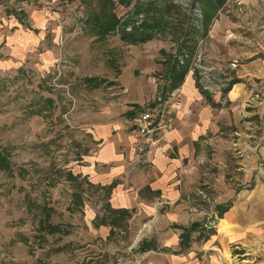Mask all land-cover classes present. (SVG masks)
<instances>
[{"label":"crops","instance_id":"obj_1","mask_svg":"<svg viewBox=\"0 0 264 264\" xmlns=\"http://www.w3.org/2000/svg\"><path fill=\"white\" fill-rule=\"evenodd\" d=\"M42 1L0 0V55L9 57L6 67L19 68L30 58L38 71L48 75L63 50L73 55L85 44L91 48L92 40L85 36L76 40L65 25L74 10L70 0H52L53 7L43 6ZM65 37L66 45L61 46L59 38ZM171 52L154 42L127 43L125 50L108 54L106 61L96 57L94 68L82 62L81 76L108 79L103 83L108 92L107 98L95 95L96 101H79L73 118L86 136L88 149L80 164L69 170L79 176L85 191H102V216L106 207V218L113 216L111 210L129 211L114 234L104 219L98 225H106L108 238L117 229L129 231L132 243L137 236L133 246L138 244L135 252L145 255L146 264H264V174H256L250 188L252 175L245 158L237 168L244 171L242 178L230 177L231 172L224 174L222 168L231 160L229 155L246 156L245 145L250 148V143L244 136L251 135L227 130L232 120L228 121L214 95L207 97L203 90L208 86H203L200 76L201 89L193 69L179 88L170 90L162 61ZM52 73L54 78L55 68ZM41 76L44 85L47 78ZM174 93L179 99L172 108L174 122L166 141L141 150V139L131 132V118L155 105L157 97ZM241 133L242 137L236 136ZM259 146L254 158L263 154ZM203 188L217 195L209 197ZM202 203L207 204L205 213L217 216V224L197 225L205 214L199 208ZM216 205L220 208L215 210ZM84 206L79 208L83 211ZM143 241L150 247L145 251L139 250Z\"/></svg>","mask_w":264,"mask_h":264},{"label":"rangeland","instance_id":"obj_2","mask_svg":"<svg viewBox=\"0 0 264 264\" xmlns=\"http://www.w3.org/2000/svg\"><path fill=\"white\" fill-rule=\"evenodd\" d=\"M50 1L43 0L42 5L51 7ZM109 1L114 2L112 6L107 5L109 10L122 20L130 21L129 31L136 21L138 24L146 21L152 26L159 22L158 32L148 41L159 48L176 51L192 22L203 30L201 20H197L201 18V12L192 8V0H140L142 10L138 14L133 10L135 0L121 8L118 7L121 0ZM70 3L74 10L65 25L75 34L76 40L79 36L92 40L91 48L85 44L83 48H77V52L73 50V55L69 50H63L48 75L38 71L30 58L19 68L12 69L5 65L9 57L0 55V151L9 154L15 163L13 174L0 170V264H146L145 255L135 252L138 244L133 246L137 236L132 243L129 231L125 233L117 229L116 234L108 238L106 225H98L109 212L106 207L102 216L105 210L102 208L105 203L102 191H85L84 187L76 188L72 184L71 187L63 176L67 170L80 164L88 149L86 136L73 118L80 108L79 101H96L95 95L107 98L108 92L107 86H103L108 79L103 77H98L100 83L97 87L85 85V79L89 77L81 76V64L85 62L94 68L96 57L106 61L108 54L125 50L127 46L120 31L98 39L92 34L89 23L83 24L89 13L100 9L104 2L70 0ZM59 39L61 46L66 45V37L64 41ZM193 61L201 69L202 81L209 80L203 86L219 87L217 92L208 91L224 108L228 121L232 120L233 126H226L227 130L234 128L251 135L244 136L250 143V148L249 144L245 145L246 156L233 157L231 154V160L222 168L223 173L231 172L230 177L242 178L244 171L237 168L243 166L240 162L245 158V163L250 164L247 171L250 168L252 175L249 186L253 188L255 175L264 174V0H226L208 32L198 36ZM54 68L59 75L57 84L61 87L54 85ZM41 75L47 78L44 85L40 84ZM207 75L210 79L205 77ZM233 80L240 82L226 92ZM98 87L99 90L95 91ZM47 98L54 103L50 105ZM259 143L263 154L254 158ZM23 168L26 173L19 175V169ZM210 172H213L212 168ZM245 186H248L247 181ZM75 190L82 194L85 191L87 199L83 211L79 205L72 206ZM203 190L209 197H212L211 193L217 195L213 189L210 193L206 188ZM27 195L37 198L40 208L28 211ZM45 204L53 211L50 221L60 226L59 232L38 229L41 220L45 219L46 211L42 209ZM206 206V203L200 204V211L204 209L205 213ZM219 208L214 206L215 210ZM216 222L217 216L206 212L197 225H215Z\"/></svg>","mask_w":264,"mask_h":264},{"label":"trees","instance_id":"obj_3","mask_svg":"<svg viewBox=\"0 0 264 264\" xmlns=\"http://www.w3.org/2000/svg\"><path fill=\"white\" fill-rule=\"evenodd\" d=\"M122 5H131L133 3L132 0H121ZM99 2H104L100 9L92 10L89 15L87 16L85 25L89 23L90 29L93 35H96L98 39H104L108 35L113 34L114 32L120 31L121 32V39L124 42L131 43V44H139L145 43L153 38L156 35L155 32L157 31L158 23H155L153 26L149 22L142 21L138 24V22H134L132 25V29L129 31L127 30L129 20H122L119 18L115 12L109 10L108 6H112L114 4L113 1L109 0H99ZM121 3V2H120ZM124 3V4H123ZM226 0H192V8L200 10L201 18L197 20H201V24L203 26V30H200L194 22L190 24V29L185 32L186 38L181 43H179L178 48L176 51L171 52L170 54L165 53V58L162 61L164 64V72L163 78L165 81H168L170 90H175L179 88L184 80L186 75L189 73L191 69L194 70V73L197 76V82L199 86L202 88L201 84V77L200 75V68L198 65L194 63L193 57L197 50V43H198V36L206 34L209 30V26L212 23V20L217 16V13L220 9L224 7ZM108 5V6H107ZM141 2L140 0H135L133 4V10L138 14L141 9ZM126 19V18H125ZM195 34V36H194ZM200 34V35H199ZM205 36V35H204ZM86 83L91 84V86L96 87L99 86L100 79L98 77H91L85 79ZM239 80H233V82L228 86L225 91L228 92L232 89L233 85L239 83ZM204 93L207 95L209 99H211L210 92L208 90H203ZM224 91V90H223ZM47 102L52 105L54 100L51 98L46 99ZM215 104V102L213 103ZM15 163L11 161L9 154L7 155L5 152L0 151V170H4L13 174V168ZM21 175L23 172L26 173V169H19ZM65 179L71 182L76 188L83 187V183L80 180L78 175H75L71 170H67L65 174H63ZM73 200L72 206H81L84 204L82 192H75L73 193ZM29 199V205H27V210H33L35 207H39V203L37 198H32L30 195H27ZM47 204H45L42 209L46 211L45 219L41 220V224L39 226V230L41 231H49L52 233L59 232L60 226L55 225L50 221L53 211L51 208L47 209ZM78 206V207H79ZM223 211H226L224 208ZM110 218H105L104 223L109 222L112 226V232L114 234V228L123 225V222L130 216L128 210H111ZM148 242L143 241L142 245L140 246L139 250L145 251L150 247L147 246Z\"/></svg>","mask_w":264,"mask_h":264},{"label":"built area","instance_id":"obj_4","mask_svg":"<svg viewBox=\"0 0 264 264\" xmlns=\"http://www.w3.org/2000/svg\"><path fill=\"white\" fill-rule=\"evenodd\" d=\"M48 4L52 6L53 2L50 1ZM118 7L121 8L124 5L119 4ZM19 10L21 9L19 8ZM233 65L235 66V64ZM205 77L210 79L209 75ZM53 80L54 85L59 86L57 84L59 80L57 73ZM208 81L206 80L205 83H208ZM207 86L210 92H217L219 90V87L212 86L210 88L209 85ZM178 99L179 97L175 93L167 97L159 96L155 99V105L146 107L131 118V132L141 139V150L158 146L166 141L174 122L172 108Z\"/></svg>","mask_w":264,"mask_h":264}]
</instances>
